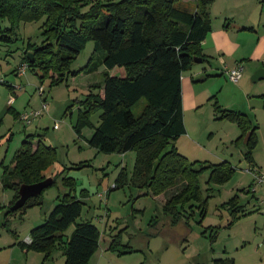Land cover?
Here are the masks:
<instances>
[{"label": "rangeland", "instance_id": "1", "mask_svg": "<svg viewBox=\"0 0 264 264\" xmlns=\"http://www.w3.org/2000/svg\"><path fill=\"white\" fill-rule=\"evenodd\" d=\"M185 6L194 10L196 0ZM210 19L213 31H222L228 24L231 30L235 28L231 39L237 48L225 58L220 54L206 57L187 71L200 73L195 82L201 93L197 105L186 109L183 105L187 133L174 145L190 163L227 162L234 172L225 184L213 185L205 215L196 204L193 210L189 204L177 225L164 212V204L176 188L159 196L132 185L115 188L123 169L132 177L136 153L105 154L88 144L100 125L101 111L90 115L91 126L85 127L81 135L75 131L83 111L81 102L98 92L93 86L103 85L105 67L77 77L68 73L59 84H53L50 76L41 79L43 72L29 68L24 58L30 42L41 46L46 41L44 20L21 23L11 35L12 41L0 45V264H66L62 250L45 260L43 254L24 244L31 231L43 225L69 193L85 203L76 224L90 222L101 233L99 248L89 264H214V260L223 258L235 259V264H264V188L256 192L252 189L255 176L264 174V80L253 82L257 65L249 64L261 36L262 50L255 59H264V1L215 0ZM243 20L256 23L258 33L238 30ZM1 24L10 27L7 21ZM93 51L91 41L70 71L83 69ZM238 57L245 59L243 76L234 84L223 67L234 66ZM22 66H27L26 72L18 75ZM110 73L125 75L118 69ZM145 106L143 100L133 109L134 115L139 117ZM222 110L244 113L257 127L252 163L245 157L250 132L240 140L242 130L235 122L222 118ZM36 112H41L40 116H33ZM27 140L34 150L42 143L55 151L53 163L44 172L46 179L52 178L55 183L43 191L41 205L9 212L16 193L4 186V174L7 168L12 170L13 158ZM209 176L207 170L200 177L204 198L210 187ZM233 199L240 207L236 219L227 205ZM76 224L66 235L72 234Z\"/></svg>", "mask_w": 264, "mask_h": 264}, {"label": "trees", "instance_id": "2", "mask_svg": "<svg viewBox=\"0 0 264 264\" xmlns=\"http://www.w3.org/2000/svg\"><path fill=\"white\" fill-rule=\"evenodd\" d=\"M214 2L196 0V10H191L183 0H0V45L12 41L11 35L21 23L44 20L46 41L41 46L30 42L24 58L29 68L43 72L41 79L50 76L53 84H59L68 73L77 77L105 67L103 85L93 86L98 92L81 102L83 111L75 131L81 135L85 127L91 126L90 115L101 111L100 125L88 144L105 154L136 153L132 177L123 169L115 188L132 185L154 196L176 188L164 204L173 225L178 224L189 204L192 210L196 204L205 215L213 185L225 184L234 172L227 162L190 163L174 145L187 133L182 78L192 69L195 58L207 60L202 44L213 31L210 8ZM4 21L10 27H3ZM91 41L94 51L87 65L71 72V65ZM31 52L35 62L29 57ZM115 69L125 71V75H111ZM143 100L146 106L136 117L133 109ZM221 112L222 118L235 122L242 130L240 140L251 133L245 143V157L252 163L257 127L244 113ZM24 145L13 158L12 170L7 168L4 174V186L16 193L10 207L19 199L22 184L46 180L44 172L54 159L55 151L42 143L36 150L29 140ZM207 170L210 187L204 198L200 177ZM41 195L17 211L41 205ZM84 204L72 193L66 194L45 223L31 231V242L24 245L43 254L45 260L62 250L66 264H89L99 248L101 233L90 222L76 224ZM227 205L236 219L240 212L237 201L233 199ZM73 224L74 231L66 235ZM235 263L232 258L214 260V264Z\"/></svg>", "mask_w": 264, "mask_h": 264}, {"label": "crops", "instance_id": "3", "mask_svg": "<svg viewBox=\"0 0 264 264\" xmlns=\"http://www.w3.org/2000/svg\"><path fill=\"white\" fill-rule=\"evenodd\" d=\"M264 0H261V2ZM184 4H190L192 3V0H183ZM196 10V7L195 9ZM240 26H242L241 28L239 27L238 30L246 32H255L258 33L257 31V25L256 23H254L251 20H243L240 21ZM232 26V25H231ZM235 28H233V30H231L230 24H228L227 26H225L222 31H212L213 33L209 34V36L207 37V39L203 42L202 46L204 48V55L205 57H213L216 56V54H220L223 55L224 58L226 56L232 55L234 53V51L237 48V45L235 42L232 41V31H234ZM260 32V29H259ZM243 36V34H242ZM259 38V37H257ZM262 38V36H261ZM261 38L257 39V46L255 49L254 54L252 55V57H250L251 63L249 64H253L254 66L257 65V68L255 70H259L264 68V66H262L260 63L264 62L261 60L263 59V56H258L257 58L260 59H255L256 58V54L261 52V45H262V41ZM221 58V57H220ZM225 60V59H223ZM243 60H245L244 58H240L238 57V60H236L235 65L231 66V67H223V72L226 73L231 69V68H236L238 66H241L243 68ZM258 63V64H257ZM256 67V66H255ZM198 76H200V73L198 74L197 72H187L183 75L182 78V89H183V105L186 108H188L189 106H195L198 104V98L200 96L201 90L198 89V86L196 85V80L198 78ZM12 99V98H11ZM10 99V101H11ZM264 199V198H263ZM262 199V200H263ZM70 236V235H69Z\"/></svg>", "mask_w": 264, "mask_h": 264}, {"label": "water", "instance_id": "4", "mask_svg": "<svg viewBox=\"0 0 264 264\" xmlns=\"http://www.w3.org/2000/svg\"><path fill=\"white\" fill-rule=\"evenodd\" d=\"M34 55L35 54L33 52L29 53V57L31 58L32 62H35ZM194 62L195 63H202L203 59L202 58H195ZM252 79H253V82H259V81L264 80V69L258 70L254 74ZM250 136H251V133H249L245 142L248 141ZM53 183H54V179L50 178V179H46V180H44L40 183H37V184H32V185L22 184L20 186V189H19V199L12 206L11 210L17 211V210L21 209L23 206H25V204L28 202V200H30L31 198L40 196L43 193V191L45 189L49 188L50 186H52Z\"/></svg>", "mask_w": 264, "mask_h": 264}, {"label": "built area", "instance_id": "5", "mask_svg": "<svg viewBox=\"0 0 264 264\" xmlns=\"http://www.w3.org/2000/svg\"><path fill=\"white\" fill-rule=\"evenodd\" d=\"M26 69H27V66H22L21 69L19 70L20 71L19 75L24 74L26 72ZM227 73H228L229 80L234 84H238L243 76V68L241 66H238L236 68L229 70ZM45 108L47 107L45 106ZM40 114L41 112H36L33 114V116L37 117V116H40ZM23 120L26 121L28 125H30L31 121L27 118V116H24ZM255 178H256L255 185H253V188H252L253 192H256L257 188L259 187L264 188V174L260 173L259 175H256ZM262 203L264 204V199L262 200ZM30 242H31V239L28 238L27 243H30Z\"/></svg>", "mask_w": 264, "mask_h": 264}]
</instances>
